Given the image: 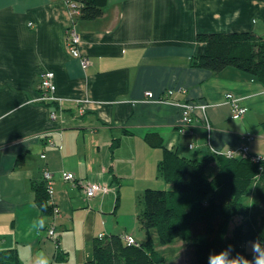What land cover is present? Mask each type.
Listing matches in <instances>:
<instances>
[{"label":"crops","instance_id":"0c3cea01","mask_svg":"<svg viewBox=\"0 0 264 264\" xmlns=\"http://www.w3.org/2000/svg\"><path fill=\"white\" fill-rule=\"evenodd\" d=\"M70 27L90 61L85 68L67 50ZM209 32L264 36V0H105L95 20L72 16L65 0H0V252L13 251L19 264H38L41 253L63 263L64 238L80 218L94 235L91 246L100 234L122 235L104 223V210L115 213L120 196L164 185L157 170L163 148L149 146L147 134L187 159L210 154L207 141L216 150L245 145L264 157V86L236 68L213 73L191 65L205 51L196 35ZM46 71L54 74L52 102L40 99ZM178 88L186 93L175 92L174 100L208 105L209 132L201 120L181 131L179 105L145 97ZM227 93L246 108L240 119L231 118ZM43 169L53 174L56 217L35 204ZM62 171L108 185L110 193L87 200ZM39 217L45 227L36 231ZM50 227L58 248L47 237Z\"/></svg>","mask_w":264,"mask_h":264},{"label":"trees","instance_id":"16d2710c","mask_svg":"<svg viewBox=\"0 0 264 264\" xmlns=\"http://www.w3.org/2000/svg\"><path fill=\"white\" fill-rule=\"evenodd\" d=\"M78 3L81 20L102 16L105 0H73ZM261 1V0H248ZM196 41L205 51L194 56L195 68L219 73L236 68L250 74L264 86V36L253 32L199 33ZM264 129V122L262 123ZM151 147L163 148L158 176L170 182L172 190L147 188L143 209L137 215L143 229L154 228L160 244L181 238L185 264H208L211 253L229 246L232 255L252 259L246 243L258 240L264 246V157L251 158L206 155L201 160L178 156L164 148L155 134L145 136ZM35 204L42 214L52 216L44 181L34 185ZM233 227L229 231V225ZM123 235L95 239L92 257L84 264H163L153 240L148 237L128 245ZM0 264H19L13 251L0 252Z\"/></svg>","mask_w":264,"mask_h":264},{"label":"built area","instance_id":"2783aa9c","mask_svg":"<svg viewBox=\"0 0 264 264\" xmlns=\"http://www.w3.org/2000/svg\"><path fill=\"white\" fill-rule=\"evenodd\" d=\"M66 4L68 6L69 12L72 16H78L79 14V8H78V3H76L73 0H65ZM80 43V36L76 32V30L73 27H70L66 31V47L70 55L74 58H77L80 61V65L82 68H85L89 65L90 61L87 57L82 56L81 53L78 50V46ZM39 90H40V99L42 101H55L56 99L54 98V92L56 89L55 83H54V74L51 71H46L40 75L39 78ZM177 92V93H186V90L183 88H178V89H167L165 90L160 97L154 98L153 94L151 92H146L145 97L148 100L155 99L157 102H172L176 103L177 105L180 106L181 109V122H182V129L181 131L184 130V128H190L194 122L196 121H202V123L205 126V129L207 132L210 130V124L208 122V118L206 115V109H207V104L205 103H194L190 102L188 100H174L172 98V95ZM225 98L229 104L230 107V112H231V118L232 119H240L246 112V108L241 105L240 103V98L235 97L231 93H227L225 95ZM80 114H82V110L79 111ZM51 118L55 119L56 115L55 113L51 114ZM251 137H248L250 139ZM50 145L54 146V142L50 141ZM190 148H193L192 145L189 146ZM207 147L209 148L210 153L213 155L217 156H224L227 158H232V157H241V158H251L253 161H259L261 158L260 156L256 155H250L248 152V147L245 145H241L237 148H230V149H225V150H216L211 147L209 141H207ZM44 157V155H42ZM61 177L64 181L66 182H71L74 184H78L84 195L85 198L88 200L94 196L97 195H104L110 192L111 188L108 185L96 183V182H90L87 180H78L74 176L73 173L67 172V171H62L61 172ZM42 179L45 183V188L46 192L49 196V203L53 205V211H52V217H56L58 215L57 208L54 206L53 201H52V195H53V174L51 171L47 169H43L42 171ZM47 237L53 241L55 244V247L58 248V241L55 239L54 236V228L50 227L47 230ZM103 234H100L98 236V239H102ZM122 239L128 244V245H136V241L130 236V235H123Z\"/></svg>","mask_w":264,"mask_h":264},{"label":"rangeland","instance_id":"374dc122","mask_svg":"<svg viewBox=\"0 0 264 264\" xmlns=\"http://www.w3.org/2000/svg\"><path fill=\"white\" fill-rule=\"evenodd\" d=\"M162 183H164V185L162 187H156V189H163L167 191L173 189V186L170 182L162 180ZM142 209L143 193L137 197L135 196L134 198L130 194L125 195V198L124 195H122L118 199L115 213L112 212L113 207H109L108 209L104 210V213L102 214L103 221L104 223L106 222V224H115L114 228L112 229L113 232L122 233V235L132 234L139 242L150 237L153 240L155 250L164 258L163 264H185V246L181 238L178 237L166 245L160 244L156 230L154 228L146 230L141 228L138 224L137 215ZM78 222H80V225H75V230L67 234L64 238L67 240L66 247L69 248L68 257L65 262L57 264H80V262L84 260L83 258L85 255L89 252L90 257H88V259L86 258V260L89 261L91 259V242L94 235L90 234V231L87 232L86 229L83 230L81 223L84 222V219L80 218ZM58 229H60L59 226ZM245 247L247 251H250L249 242L246 243Z\"/></svg>","mask_w":264,"mask_h":264},{"label":"clouds","instance_id":"9594fccd","mask_svg":"<svg viewBox=\"0 0 264 264\" xmlns=\"http://www.w3.org/2000/svg\"><path fill=\"white\" fill-rule=\"evenodd\" d=\"M45 227V219L39 217L32 223V228L39 231ZM249 249L252 259L241 254L232 255V247L211 253L208 257V264H264V246L258 240L249 242ZM38 264H50V259L44 254H40Z\"/></svg>","mask_w":264,"mask_h":264}]
</instances>
